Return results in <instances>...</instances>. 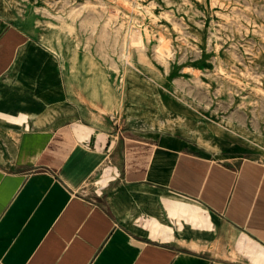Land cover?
I'll return each mask as SVG.
<instances>
[{
	"label": "crops",
	"instance_id": "1",
	"mask_svg": "<svg viewBox=\"0 0 264 264\" xmlns=\"http://www.w3.org/2000/svg\"><path fill=\"white\" fill-rule=\"evenodd\" d=\"M25 17L0 14V264H264V160L93 115Z\"/></svg>",
	"mask_w": 264,
	"mask_h": 264
},
{
	"label": "rangeland",
	"instance_id": "2",
	"mask_svg": "<svg viewBox=\"0 0 264 264\" xmlns=\"http://www.w3.org/2000/svg\"><path fill=\"white\" fill-rule=\"evenodd\" d=\"M20 13L73 103L264 160V0H0Z\"/></svg>",
	"mask_w": 264,
	"mask_h": 264
}]
</instances>
